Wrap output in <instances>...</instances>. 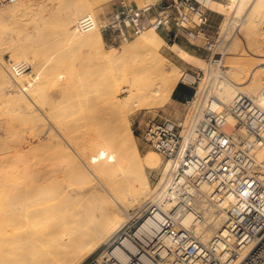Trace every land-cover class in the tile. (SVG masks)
Returning <instances> with one entry per match:
<instances>
[{"label":"bare ground","instance_id":"6f19581e","mask_svg":"<svg viewBox=\"0 0 264 264\" xmlns=\"http://www.w3.org/2000/svg\"><path fill=\"white\" fill-rule=\"evenodd\" d=\"M46 1L43 3L45 4ZM10 2L7 8H0V45L2 44L0 47L5 44L3 43L7 38L5 36H9L8 27L11 23L9 19L16 17L14 13L18 11L29 10L28 7L23 9V6L30 5L29 2L26 4V0H10ZM37 2L36 4L39 5L40 2ZM233 2L235 3V0ZM227 3L213 1L212 10L225 14L228 9H232L233 5L231 1V4ZM242 3L245 9L246 5L249 7L246 12L250 14L249 17L255 8H258V11L260 8L264 10V0H244ZM96 4L95 0H71L61 13L56 40L58 48L69 51L64 54L75 52V55L82 54L86 57L88 65L98 66L99 84H106L104 87L107 90L102 93L96 82L95 89L85 87L81 94L77 93L76 98L83 97L82 107L97 121L104 124L103 121L109 119L110 128L99 126L100 131L87 132L81 140L71 133L58 130L53 122V114L58 106L54 104V100L51 102L50 99V88L54 90L52 84L58 74L57 67H60L58 64L57 66L52 64L57 59L51 61L52 58H46L44 62V49H40L34 43L30 44L29 41L27 43L25 40L20 41L18 35L20 44L12 40L11 36L12 38L14 36L10 35L8 37L10 39L7 40H11V45H14L9 47L5 44L4 46L5 50L11 48L10 54L14 63H25L32 68V71L35 66L36 71L14 75L11 68L8 69L9 67L3 63L4 61L0 62V84L3 80L5 84H8L5 87L2 86L3 89L0 87V90H3L0 93L4 95L5 89L10 87L9 93L6 92L9 100L18 102L16 108L10 101L12 107L16 108L22 116L24 115L23 119L25 116L32 117L30 119L38 122V126L34 129H23V134L19 137L21 130L19 134L14 131L16 128L18 130V127L14 128L16 125L14 122L21 119L19 114L15 115L16 111L13 108L11 109L15 113L12 112L10 117L13 115L12 118L16 119L11 122L13 126L9 124L13 128L9 129L7 125L8 114H3L6 116L3 120L7 121L6 123L0 120V126H2L0 128V145H2L0 146V151L2 150L0 172L4 174L3 178H0V264H83L130 220L131 207L136 210L144 208L154 197H152L154 191L150 186L148 171L161 167L163 162L161 163L160 155L154 150L144 156L141 154L129 117L136 111L156 109L173 97L178 85L179 68L171 64L165 55V46H168L171 53L186 63H196L206 73L210 66L207 60L197 57L180 44L169 45L164 37L154 30L143 32L128 43L122 51L107 50L103 32L99 27L84 33L78 32L73 27L74 23L77 25L83 16L95 18ZM51 5L50 3V8ZM248 15V21L246 20L248 24H246L250 26ZM249 36H245L249 38L248 42L251 46V50L249 49L251 54L248 55H257V53L264 55V48L261 47L260 51H257V48L253 49L259 44L254 41V36ZM235 42L238 44V41L235 40ZM262 45L264 46L261 43ZM236 48L239 47L236 46ZM225 52L227 53V50ZM67 54V57L74 56ZM63 55L62 57L66 58ZM259 58L258 66L245 67L241 74L239 65L235 63L232 64L231 71L222 73L224 76L217 73L219 76L216 75L215 79L213 78L210 82L212 86H208L207 90L214 95L213 98L220 107L231 106L238 94H244L258 100L264 109V58L261 55ZM59 60L61 61V57ZM73 61L71 63L74 64ZM207 74L210 76L209 73ZM14 80L20 85V88L16 90H13L17 86ZM204 87L201 84L199 91ZM63 88L65 90L61 88L62 91L57 93L58 95L63 96L64 93H68V89H72L71 85ZM105 95H108V103H106L108 108L104 111L106 107L104 105L103 109L101 108L103 111H100V104L104 102ZM122 96H124L123 99ZM9 100L8 103H10ZM90 104L93 107L91 109L90 106L88 107ZM4 109L10 110L6 107ZM3 113L6 114V111ZM20 122L23 123V120ZM27 122L29 123L27 120L23 126L28 124ZM39 150L44 151L40 156L37 154ZM56 151L59 156L58 161L47 162ZM260 157H264V150L260 153ZM71 175L79 176L76 178H82L85 181L77 180L71 183L72 180L69 179ZM160 183L162 195L169 185V180L163 175ZM210 191L208 186H202L197 193L198 208L203 210L206 216L205 225L198 231L205 241H210L224 229L227 218L223 209H218L209 203ZM173 205V203H166L165 209L169 210ZM194 218L192 213L185 223L189 225ZM164 264H170V262Z\"/></svg>","mask_w":264,"mask_h":264},{"label":"built area","instance_id":"2783aa9c","mask_svg":"<svg viewBox=\"0 0 264 264\" xmlns=\"http://www.w3.org/2000/svg\"><path fill=\"white\" fill-rule=\"evenodd\" d=\"M213 1L155 0L139 6L121 0L103 22L83 16L76 29L99 27L112 46L148 30L166 32L174 42L194 44L203 37L201 48L211 54L213 68L223 54L220 33L208 30ZM227 27L235 31L239 24L233 18ZM10 68L14 75L32 71L25 63ZM201 80L200 71H184L180 83L198 89L181 102L183 114L150 119L140 130V139L163 158L169 180L164 194L134 213L90 264H264V109L244 94L220 107L207 85L199 91ZM202 186L211 190L209 203L227 215L224 229L210 241L198 231L206 222L197 205ZM166 203L174 205L166 210Z\"/></svg>","mask_w":264,"mask_h":264},{"label":"rangeland","instance_id":"374dc122","mask_svg":"<svg viewBox=\"0 0 264 264\" xmlns=\"http://www.w3.org/2000/svg\"><path fill=\"white\" fill-rule=\"evenodd\" d=\"M35 1L26 0V4H28V2H29L31 6L28 4L29 6L28 5L23 6V9L25 7L26 8L28 7L29 10L25 9V11L21 10L20 12L18 11L16 13H14V14H16V17L13 15L14 18L13 17L11 18L12 15L10 16L11 19H9V20H11V21H9V23L10 22L11 23L9 26L10 28L8 27V30H10L12 33H10V31H9V36H5V38L6 37L7 38L4 39L5 42L3 41V43L8 45L9 47H12V45H14V44L11 45V43H10L11 40L8 41L7 39H10L8 37H10V35H13L14 37L12 38V36H11V39L16 40L19 44L21 43V42H19V40L20 41L25 40L26 43L29 41V42H31L30 44L34 43V45L36 44V46L39 47L40 49H44V52H45V55H44L45 60H43L44 62L50 58H52L51 61H54L55 58L57 59V61H54V63L51 62L52 64H54V66H57L56 64H58V66H60V67H57L59 69V70L57 69L58 74L55 76V82L52 84V87H54L55 91L52 90L53 88H50V90H51V92H50L51 98L50 99H51V102H53V100H54V102H55L54 104L58 106L56 111L53 114V122H54V124L58 130H60L61 132H64V133H71L73 136H77L81 140L83 135L87 132H90V131H93V132L96 131L97 132L98 130L100 131V127H102V126L103 127L107 126L108 128H110V120L109 119H105V121H103L104 124L101 123V121H97L95 118H93L91 115H89L87 113V110H85L84 107H82L81 100L83 97H81L80 99L76 98L77 93L81 94V91H83L85 89V87L92 90V89H95L96 82L99 84L98 78H99L100 72H99L98 66L96 67L95 65H88L86 57L82 54H76L75 55L76 52L74 54L70 53L71 55H74L73 57L69 53L68 54L66 53L67 55L71 56V57L68 56L69 57L68 58L66 56V54H64V53L66 51L67 52H69V51L67 49H64V48H61V49L58 48V44H57L58 41L56 40V38H57L56 33L58 31L59 19L61 18V13L66 9V7L69 5V2H71V0H47L45 4L43 3V2H45V0H43V1L42 0H35ZM37 1L40 2L39 5H37L38 4ZM95 1L97 3L95 6V16H96L95 18L99 22H103L105 19H107L109 14L113 11L115 5L121 0H107L106 2L104 0L103 1L95 0ZM126 1H128L132 4H138L139 6H144L145 3L147 4L148 2H154L155 0H149V1L148 0H126ZM214 1L228 4L227 2L230 3V1H231V3H232L234 0L233 1L232 0H214ZM242 1H244V0H235V3L234 2L232 3L233 4L232 9H228L225 14H221L217 10H212L213 2L211 3L210 8L212 11L209 13L210 23L208 26V30L210 33L216 34V37H217V34L220 33V36H221L220 40H222V38H223L222 47H224L225 49L223 48V51H222L223 54L218 57L219 59L223 58V59H220V63H217V65L213 66V68H211V66H208L207 73H209L210 76L205 72V70L200 69L196 65V63H194V64L186 63L181 58H179L178 56L171 53L168 46H165V48H164L165 55L170 60L171 64H173L179 68L178 69L179 74H178V85H177V87L183 86L187 90H191L193 92V95L196 92V90L198 89L197 85L194 86L195 88H193L190 86L182 85L180 83L181 76H182L183 72L186 70L200 71L202 80H201L199 85L201 86V84H203V86L207 85V87L208 86L211 87L212 85L210 82H212L213 78L215 79L216 75H218V74H221L220 76H224L223 74H226V71H231L232 70V64L234 65L236 63L239 65V69H240L239 73L240 74L244 72L243 69H245V67H252L253 68V67H255V65L258 66L259 61H260L259 59H261V58H259L260 55L263 58H264V55H263V53L262 54L257 53L258 56L257 55H248V54H251V52L249 51V49L251 50V46L248 42L249 38H247L245 36H247V35H250L252 37L254 36L253 37L254 41H256L259 44V45L257 44L258 45L257 47L252 46V48L254 47L253 49L257 48V51H260L261 47H262V49L264 48L263 45L261 46V43L264 44V15H263L264 10L260 8V10L258 11L257 10L258 8H255L251 13V17H249L250 14L248 15V13H246V12H248L249 7L246 5L245 6L246 9H245L244 3H242ZM31 2L32 3L35 2V4H31ZM41 2H42V4H41ZM9 3L11 4L10 0H8L4 4L0 5V8H2V9H4V7L7 8L8 7L7 5H10ZM50 3L52 4L51 8H50ZM52 6H54V8ZM239 9H241V10L239 11ZM247 15H248V19L250 20V23H249L250 26H247V24H248ZM233 18H235V22L239 24V27L235 31H234V29H232L228 33H226L228 27H225V26H227V23H229V21ZM73 27L76 28L75 23H74ZM73 27H72V31L74 29ZM247 27H249V29ZM8 30H7V33H8ZM243 31H247L248 34H247V32H243ZM17 35H18V37H20L19 40H18ZM103 35H104V45H105V48L107 50L115 49L117 51H122L124 49V47L126 45H128V43H127V44H123L120 46H112L108 42L106 34L103 33ZM161 35L164 37V39L167 41V43L169 45H173V44L178 43L183 48H185L186 50L190 51L191 53H193L194 55H196L197 57H199L203 60H207L209 63V58L211 57V54L209 52L205 51L203 48H201L204 46L203 37L198 42L193 44V43H191L185 39H182V40L177 41V42L170 41L167 38V36L165 37L164 32H162ZM138 36L139 35L134 36L132 40H134ZM234 38L236 41H238V44H237V42H235ZM43 39H44V41L42 42ZM13 43H15V42L13 41ZM5 44H3V47H0L1 48L0 49V51H1L0 52V62L4 61L3 63H5L6 67L8 66L9 67L8 69H10V66L14 60L11 59L12 58L11 54H10L11 48H9L10 51L5 50L6 49L4 47ZM15 44H17V43H15ZM231 44H232V46H231ZM235 44H237V45H235ZM0 46H2V44ZM236 46L239 48L237 49ZM3 48L5 51L3 50ZM234 48H236V49H234ZM7 49H8V47H7ZM61 50H62L64 55L62 54ZM224 50L225 51L227 50V53ZM231 50H233V51H231ZM235 50H237V51L235 52ZM53 52H55V53H53ZM56 55H58V56H56ZM62 55L66 58H63ZM46 56H48V57H46ZM60 57H61V61L65 60V61H63L64 64L59 60ZM68 59L69 60L71 59V61H69ZM72 60H74L73 61L74 64L71 63ZM255 60H258V61H255ZM58 61L61 63H59ZM61 64H63V66ZM216 67H217L218 71L216 70ZM104 68L107 69V67H104ZM34 70L36 71L35 66L33 68L32 73L34 72ZM101 70H102V68H101ZM106 71H108V70H106ZM221 71H223V72H221ZM104 72H105V69H104ZM213 72H214V74H213ZM7 73L9 75V71ZM106 73H104V75ZM30 75H31V73H30ZM30 77L31 76H29V78ZM204 79H205V81H204ZM2 82L0 84L1 88H2V86L5 87L6 85H8V84H5L4 80ZM14 83H15V85L17 84V86H16V88L12 87V88H15L13 90L20 88L19 87L20 85L18 84L17 81L15 82V80H14ZM208 83H210V85ZM2 84H5V85H2ZM69 85H71L72 89L71 90L68 89V93H64L63 96L61 94L58 95L59 93H61L60 91H62V89H64L63 87H66ZM105 85L106 84H104V83L102 85H100V84L98 85V87H99V89H101L102 93H104L107 90V88L104 87ZM0 91H3V90H0ZM5 91L7 93H9L10 87H7V89H5ZM6 92H4L5 93L4 95L3 94L1 95V93H0V104H1L0 106L2 108L0 110L1 111L0 114L2 115V116H0L1 121H3L5 119L6 116H4V115L8 114L10 117V114H12V112L15 113L16 108L18 107V104H16L18 102L15 103V101L9 100V97L6 94ZM210 94L213 98L214 95L211 92H210ZM64 95H66V96H64ZM12 96H14V94H12ZM5 97H6V99H5ZM107 97H108V95H105L104 98H106V99L103 98L104 102H102V105L100 104V111H103L102 109H103L104 105L108 106V104H106V103H108ZM7 98L9 100V102L10 101L12 102V105L15 104L14 107H16V105H17V107L13 108L11 105V102L8 103ZM123 98H124V96H122V99ZM3 99H5V100H3ZM2 100H3V107H2V103H1ZM5 101L7 102V104ZM57 102L59 105L57 104ZM91 105L92 104L88 105V107L90 106V109L93 108V107H91ZM107 106L104 107V109H105L104 111H106V108H108ZM5 107L10 108V110H12L11 108H13L15 111L14 110L7 111L8 109L5 110L4 109ZM5 111H6V114L3 113ZM183 112H184V107L181 105V102L176 100V99L174 100L172 97L169 102H167L166 104H163L162 106H160L156 109L147 110V111H145V110L136 111V112L131 114V116L129 117V121L131 122V128L133 130V133L136 137L138 147H139L141 154L143 156L148 154L149 151L153 150L150 146H148L146 143H144V141H142V139H140V136H139L140 130L145 127L147 122L153 118L161 119L162 117L166 118V117H171V116L172 117L181 116L183 114ZM18 114L20 115L19 117L21 119V120H18L19 122L22 120H23V123L26 122L27 120L29 121V123L27 122L28 124H25L26 127L23 126L24 124L22 122H20V125L22 124L23 127L18 124L19 123L18 121L17 122L15 121L16 123L14 122V124H16V125H14V128L18 127V130H16L17 129L16 128V129H14V131L17 132L18 134L21 132V134H19V137L23 134V132H22L23 129H26V128L34 129L35 127L38 126L37 125L38 122L36 123L35 120L30 119L32 117L25 116V118L23 119L22 117H24V115L22 116L19 112L16 111L15 115L18 116ZM12 116L13 115H11V117H10L11 119L9 117H7L8 119L6 118L7 121H9V122L3 121L4 123L7 122L8 127H10L9 129L13 128V127H11V126H13V123H11V122H13L16 119V118L13 119ZM29 116H31V115H29ZM17 119H19V118H17ZM31 120H33V121H31ZM1 121H0V124H1ZM133 122H134V125H132ZM4 123H3V126H4ZM10 123L12 124L11 126H9ZM1 127L2 126H0V128ZM0 146H2V145H0ZM0 149H1V147H0ZM43 152L44 151L39 150L37 152V154L40 156ZM44 155H45V153H44ZM52 156H53L52 157L53 159L50 158V160L49 161L47 160V162L51 163L53 161L52 163H55L58 161L59 156H58L57 151ZM160 158H161V163H162L163 158L161 156H160ZM0 174H1L0 178H3L4 174L2 173V171L0 172ZM163 175L164 174L162 171V166L157 168V169H153V170L148 171L150 186L152 188V191H154L152 197L153 196L158 197L159 195H161L162 185L160 182L163 178ZM76 177H79V176H76V175L72 176L71 175L69 177V179L71 178L70 181L72 180L71 183H73L74 181H77V180L85 181V179L76 178ZM163 193H164V191H163ZM134 208H136V207H134ZM129 210L131 211V212L130 211L129 212L132 215L138 211V209L137 210L133 209V207H131ZM98 250L95 253H93L92 255H90L83 264H90L91 259L95 256V254L98 252Z\"/></svg>","mask_w":264,"mask_h":264},{"label":"crops","instance_id":"0c3cea01","mask_svg":"<svg viewBox=\"0 0 264 264\" xmlns=\"http://www.w3.org/2000/svg\"><path fill=\"white\" fill-rule=\"evenodd\" d=\"M162 34V32H159ZM165 37L167 36L166 32H164ZM174 95H176L178 97V101L182 102L184 99L189 98L193 95V92L191 90H187L186 88H184L183 86H178L173 94V99Z\"/></svg>","mask_w":264,"mask_h":264},{"label":"trees","instance_id":"16d2710c","mask_svg":"<svg viewBox=\"0 0 264 264\" xmlns=\"http://www.w3.org/2000/svg\"><path fill=\"white\" fill-rule=\"evenodd\" d=\"M192 96H193V95H192ZM174 98H175V99H178V97H177L176 95H174Z\"/></svg>","mask_w":264,"mask_h":264}]
</instances>
